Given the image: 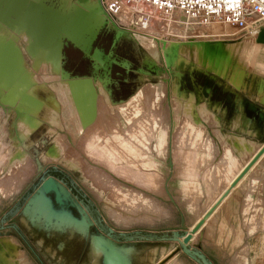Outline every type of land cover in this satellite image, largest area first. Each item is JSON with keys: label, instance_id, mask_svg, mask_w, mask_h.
<instances>
[{"label": "rangeland", "instance_id": "obj_1", "mask_svg": "<svg viewBox=\"0 0 264 264\" xmlns=\"http://www.w3.org/2000/svg\"><path fill=\"white\" fill-rule=\"evenodd\" d=\"M31 12L64 23L56 31L60 42L80 43L89 37L84 31L88 9L79 0H0V264H65V257L75 252L70 248L77 249L82 239L77 229H83L47 216L42 202L37 206L33 198L25 211L21 208L37 178L57 167L107 226L125 231L154 227L162 209L177 203L180 181L190 180L220 155L215 137L207 133L214 118L190 116L194 97L189 105L186 95L179 94V77L173 64L167 69L162 43L168 49L179 45L182 57L191 56L194 63L198 47L204 50L208 43L234 49L241 61L253 60L262 45L257 32L215 25L198 30L149 8L127 9L116 20L102 12L104 24L88 50L98 68L90 81L96 121L85 125L71 92L76 81L61 74L56 45L37 42L29 29ZM143 13L152 17L147 28L137 18ZM262 29L264 23L256 31ZM224 32L236 35L222 37ZM207 71L226 76L213 68ZM26 73L34 78L28 81ZM9 90L18 92L15 102L6 101ZM214 135L220 138V133ZM53 146L60 147L59 157L50 155ZM170 161L180 166L169 184L173 198L165 181Z\"/></svg>", "mask_w": 264, "mask_h": 264}, {"label": "crops", "instance_id": "obj_2", "mask_svg": "<svg viewBox=\"0 0 264 264\" xmlns=\"http://www.w3.org/2000/svg\"><path fill=\"white\" fill-rule=\"evenodd\" d=\"M259 31H256L258 37ZM225 33L221 36L236 35ZM196 37L202 39L204 36ZM147 47L152 50L151 45L147 44ZM88 50L81 44L79 46L74 43H63L60 55L61 74H67L68 80L92 81L97 75L98 68ZM219 50L231 55L227 65L220 66L221 70L226 72V76L220 77L222 82H218L223 88V94L215 95L213 89L209 88L203 98L186 99L189 105L193 99V107H195L189 110L190 116L205 117L206 120L210 117L216 118L217 123L214 119H208L210 127H207V133L215 137L214 147L219 151V157L206 161L207 167L199 168L190 180L183 178L180 181L183 186L178 192L176 191L177 203L172 209H162V218L154 220L157 223L154 227L138 231L113 228L116 232L129 234L142 232L156 237L176 231L189 234L230 190L232 183L262 148V142L256 137L258 134L256 132H263L264 121L261 118V121L257 122L253 116H264V44L260 46L257 50L259 53L251 61L246 59L241 61L238 59L240 53L236 56L234 49L230 47L223 45ZM186 52L188 54L189 50ZM244 52L246 56L248 52L246 50ZM177 53L178 57H182L180 50ZM235 56L237 60H233ZM246 73L249 75L247 76ZM26 77L29 81L34 75L26 73ZM76 92L78 99L80 92L79 90ZM83 107L88 106L83 105ZM213 122L215 124H212ZM214 133H220V138ZM259 136L261 138L262 134ZM53 147L49 151L50 155L60 156V147ZM168 167L170 174L165 175L166 189L168 197L173 198L169 193V184L174 182L173 179L178 175L180 166L170 161L166 171ZM180 169L183 172L185 168ZM156 173L163 176L162 172L156 171ZM188 247L203 253L211 264H264V160L260 161L244 180L231 190L202 228L194 234ZM178 248H180L178 242L138 241L126 243L122 255L126 257L128 264H200L182 251L173 257ZM72 249L75 252L73 255L68 254L70 260L67 262L64 260L65 264H78L76 258L79 250L71 247L70 251ZM90 256L88 264H103L104 255L97 253L93 244Z\"/></svg>", "mask_w": 264, "mask_h": 264}, {"label": "water", "instance_id": "obj_3", "mask_svg": "<svg viewBox=\"0 0 264 264\" xmlns=\"http://www.w3.org/2000/svg\"><path fill=\"white\" fill-rule=\"evenodd\" d=\"M79 1L83 2L86 0H79ZM99 4L102 9L100 0H99ZM31 14L33 15H31V17L28 18L30 20L29 29L32 30L34 37L37 39V42L40 43L44 39L48 40L49 41L48 44L51 43L52 45H56L54 52L58 54V56H60L62 53L63 42H60V38H59L60 34L58 35L57 32L63 30L64 23L62 22V24H60V23L51 22L49 20H45L44 17L43 18L39 17L33 12H31ZM259 33L260 34L257 39V43L262 45L264 44V29H262ZM93 42L94 40L91 42V44ZM72 43L77 44L79 46L80 44L86 46L84 42L78 43L77 40L73 41ZM91 44L89 45V47L86 46V48L89 49ZM162 44L164 45L163 53L166 62V67L168 70H170L174 58L170 59V56L168 55L170 52L166 50V43L163 42ZM219 46L222 45L208 43L207 45L203 46V48L205 52L212 53L213 51H215V47H219ZM178 48L179 45H176L172 48V53L175 55V57L178 55V53H176L178 51ZM172 53L170 54L172 55ZM260 140H261L260 142H262V148L259 150V152L254 156V158L247 165V167L232 183L230 190H228L222 196V199L205 215L204 219L200 221L198 225L194 227V230L189 234H185L182 231H176V233H172L169 235L167 234L161 237L160 236L156 237L153 235H146L142 232H135L134 234H129L125 232L118 233L113 228L104 224L105 222L104 220L101 219V216L98 212H96L97 220L93 219L92 222L89 216L93 217V212L91 211V207H93V203L92 202L85 203L84 201L78 204L77 203L78 198L72 197L71 191H69L66 188V183H64L63 180H60L55 176H53V174H63V171H61L57 167H52L51 169H47L39 176L37 182L35 183L36 185L34 186V190L36 191V193L33 196H31L30 199L35 195L39 194L44 199L45 202L51 203V209L53 210L54 214L59 215L61 217H68L71 220L76 221L77 224H82V225L87 224L86 228L94 227L96 231V236L92 244L94 250L97 251V253H102L104 255L103 264H128V262L125 260L126 257L122 255V249H124L126 243H134L138 241L154 242L158 240L163 242L172 241L179 243L180 248L176 250L173 257L176 256L179 251H182L194 261L195 260L198 261L200 264H211L203 253L199 252L198 250L190 249L188 247V244L192 240L194 234H196L202 228V226L206 223V221L211 217L215 209L230 194L231 190L234 189L236 186H238V184H240L244 180L247 174L260 161L264 160V129ZM77 204L80 207L77 206ZM80 208L83 209V212ZM83 215L86 216L85 220L82 219Z\"/></svg>", "mask_w": 264, "mask_h": 264}, {"label": "built area", "instance_id": "obj_4", "mask_svg": "<svg viewBox=\"0 0 264 264\" xmlns=\"http://www.w3.org/2000/svg\"><path fill=\"white\" fill-rule=\"evenodd\" d=\"M100 3L111 20H116L127 9L141 7L176 24L197 28L231 26L245 33H255L264 23V0H100ZM137 18L144 28L152 19L144 13Z\"/></svg>", "mask_w": 264, "mask_h": 264}, {"label": "flooded vegetation", "instance_id": "obj_5", "mask_svg": "<svg viewBox=\"0 0 264 264\" xmlns=\"http://www.w3.org/2000/svg\"><path fill=\"white\" fill-rule=\"evenodd\" d=\"M172 48L173 47H171V49L170 48L168 49V47L166 46V50L167 51L169 50L170 53H172ZM178 50H180V47L178 48ZM173 65H174L175 76L179 77V79L178 78L176 79L175 77L176 82H177L176 87H178L179 89V94L186 95V98L191 99V97H195L196 99H199V98H203V96L207 94V91H209V88L213 89L215 95L221 96L223 94V88H221V86L218 84V82L219 83L222 82V79L220 78L221 76L220 77L216 76V74L214 73L212 75V73L207 71V68L208 67L210 68L211 66H209L208 64L206 65L203 62H201L199 57H198L197 63H194L192 61L191 56L187 60L186 58H182L180 56L178 57L177 55L173 59ZM212 68L217 71H221V73L224 72L221 70L220 66H213ZM179 72L181 75L179 74ZM253 118L256 119L255 121L257 122L261 120L264 121L263 115H257L256 117L253 116ZM256 133H258L256 134V137L260 139L259 135L263 134V132H256ZM53 176H55L56 178L60 180H63L64 183H66V188H68V190L71 191L72 197L78 198V202H77L78 204L84 201L85 203H88V201L83 196L82 192H79L75 188L74 184L72 183L71 177L67 173L53 174ZM35 185H33L32 188L27 193H25V195L22 197L21 208L24 209V211L29 205L30 197L36 193V191L34 190ZM26 200L27 202H25ZM93 219L97 220V216L95 215V213H93ZM50 225H53V224H50ZM77 230L81 233V234H78V238H82V239L78 240L79 243L77 244V250H79V253L77 254L76 261L78 262V264H88L91 259L90 249H91L93 240L96 236V231L94 227L85 228L84 231H80L79 229ZM72 239L73 241H76L75 236H73ZM55 258L56 257H54V259ZM65 260L66 262L69 261L70 256L67 255Z\"/></svg>", "mask_w": 264, "mask_h": 264}, {"label": "bare ground", "instance_id": "obj_6", "mask_svg": "<svg viewBox=\"0 0 264 264\" xmlns=\"http://www.w3.org/2000/svg\"><path fill=\"white\" fill-rule=\"evenodd\" d=\"M82 4H84L87 9H88V15L86 17L85 20V24L86 25V29L84 31H87L88 34V38H85V40H81L82 42H84V44L89 47V45L91 44V42L96 38V33L98 31V28L102 26V24H104V19L103 15H102V9L100 7V4L97 1L92 2L91 0H86L83 1ZM119 35V34H118ZM88 39V40H87ZM219 47H215V51H213L212 53H207L205 52L203 49L198 48L197 52L199 53V59L201 60V62H203L204 64H208L209 66L213 67V66H223V65H227V63L229 62V60H231V55L228 53H223L219 50ZM152 51V50H150ZM169 51V50H168ZM177 53V52H176ZM171 58H174L175 55L174 54H168ZM92 84L90 83V80H83L81 79V81H76L74 83V86L71 90L72 95H73V99L75 102V105L77 106V109L79 110L80 113V118H81V122L85 125H91L96 121V96H95V92L92 90ZM76 90H79L80 94H78V99H77V93ZM17 91L16 90H9L8 92V96L6 98L7 102H15L17 100V98L19 96H17ZM82 98V99H81ZM86 103H88V107L87 109L85 107H83V105L86 106ZM83 109H86L88 111V113L86 112V110L84 111ZM84 111V112H83ZM82 113H86V114H82ZM54 153V152H53ZM52 153V154H53ZM54 156L59 157L58 155L54 154ZM32 200H35V204H37V206H39V204H41L42 202V210H44L45 212L47 211L48 215L50 217H55L59 220H61L62 222H68L69 224H72L78 228H82L83 231L86 228V225H82V224H77L76 221L71 220L68 217H61L59 215H56L53 213V210L51 209V203L50 202H45L44 199L38 194L35 195L34 197H32ZM77 206H79L77 204ZM80 207V206H79ZM83 212V209L80 208ZM35 212V211H33ZM84 214V213H83ZM86 216L83 215V218L85 220Z\"/></svg>", "mask_w": 264, "mask_h": 264}]
</instances>
